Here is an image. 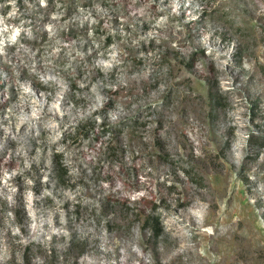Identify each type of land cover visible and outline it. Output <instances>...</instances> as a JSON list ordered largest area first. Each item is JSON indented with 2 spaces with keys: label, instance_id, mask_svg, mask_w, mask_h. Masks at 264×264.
Listing matches in <instances>:
<instances>
[{
  "label": "rangeland",
  "instance_id": "1",
  "mask_svg": "<svg viewBox=\"0 0 264 264\" xmlns=\"http://www.w3.org/2000/svg\"><path fill=\"white\" fill-rule=\"evenodd\" d=\"M0 20V264H264V0Z\"/></svg>",
  "mask_w": 264,
  "mask_h": 264
},
{
  "label": "trees",
  "instance_id": "2",
  "mask_svg": "<svg viewBox=\"0 0 264 264\" xmlns=\"http://www.w3.org/2000/svg\"><path fill=\"white\" fill-rule=\"evenodd\" d=\"M142 229L150 232V238L157 242L160 236L162 235L163 225L161 221V215L158 211V208L153 206L150 208L149 213L144 217L142 222ZM30 249L29 246L26 247L24 253L21 255L20 261L15 262L11 261L10 264H31L30 263Z\"/></svg>",
  "mask_w": 264,
  "mask_h": 264
},
{
  "label": "clouds",
  "instance_id": "3",
  "mask_svg": "<svg viewBox=\"0 0 264 264\" xmlns=\"http://www.w3.org/2000/svg\"><path fill=\"white\" fill-rule=\"evenodd\" d=\"M13 2H14V0H13ZM41 2L43 3V0H41ZM0 23H2V20H0ZM16 34H18V32ZM14 39H15V36H13V40Z\"/></svg>",
  "mask_w": 264,
  "mask_h": 264
}]
</instances>
